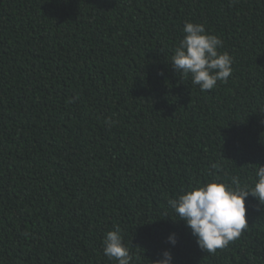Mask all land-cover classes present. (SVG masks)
<instances>
[{"label":"trees","instance_id":"trees-1","mask_svg":"<svg viewBox=\"0 0 264 264\" xmlns=\"http://www.w3.org/2000/svg\"><path fill=\"white\" fill-rule=\"evenodd\" d=\"M185 21L233 58L201 91L170 59ZM217 164L218 168H212ZM264 164V0H0V264H264V205L202 250L167 201ZM176 234L172 246L167 237Z\"/></svg>","mask_w":264,"mask_h":264},{"label":"clouds","instance_id":"clouds-1","mask_svg":"<svg viewBox=\"0 0 264 264\" xmlns=\"http://www.w3.org/2000/svg\"><path fill=\"white\" fill-rule=\"evenodd\" d=\"M183 37L178 41L170 64L175 73L190 78L201 91H209L218 82H227L232 74L233 58L220 52L223 42L219 36L206 31L205 25L185 21ZM212 168H218L212 164ZM251 195L264 205V164L254 169L251 184L242 183L233 176L231 181H209L183 190L167 201L168 207L196 238L197 245L207 253H215L239 238L248 228L245 199ZM167 241L175 246L176 234L170 233ZM103 254L116 264H133V254L124 242L121 229L116 227L102 238ZM153 264H173L169 249L161 251Z\"/></svg>","mask_w":264,"mask_h":264}]
</instances>
